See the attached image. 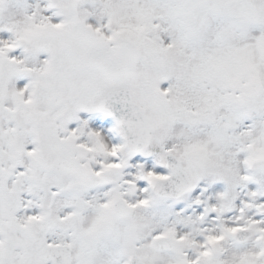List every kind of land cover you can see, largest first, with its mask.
Returning a JSON list of instances; mask_svg holds the SVG:
<instances>
[{
    "label": "snow or ice",
    "instance_id": "obj_1",
    "mask_svg": "<svg viewBox=\"0 0 264 264\" xmlns=\"http://www.w3.org/2000/svg\"><path fill=\"white\" fill-rule=\"evenodd\" d=\"M10 3L0 264H264V0ZM92 111L120 142L81 119ZM136 153L167 173L126 172ZM201 181L224 189L196 197L191 230L155 219Z\"/></svg>",
    "mask_w": 264,
    "mask_h": 264
},
{
    "label": "rangeland",
    "instance_id": "obj_2",
    "mask_svg": "<svg viewBox=\"0 0 264 264\" xmlns=\"http://www.w3.org/2000/svg\"><path fill=\"white\" fill-rule=\"evenodd\" d=\"M38 2V0H11L10 3V11L12 12H19L22 11L25 6H33ZM0 35H7V33H0ZM19 51V50H17ZM24 79H20L18 81V84L24 83ZM81 119H87L89 123V127L97 128L101 130L106 138L113 143L120 142V135L118 132L114 131L115 126V119L111 117L108 113L102 112V111H92V112H81L80 113ZM77 121H73L70 125L71 127H75L77 125ZM155 151H158L156 149ZM137 163H144L145 167L147 168H153L154 170L161 172V173H167L166 167L159 163L156 155L153 154H145V153H138L134 154L133 157L130 160V167L126 169V172H135L136 168L135 165ZM137 184L140 188L147 186V181L144 180H138ZM207 188V191H204V189ZM224 189V185L222 182L217 181L215 183L209 184L206 181H201L196 188L192 190L191 193H188L184 195L183 197L168 201L165 200L155 209L152 211L155 212V219L157 221H163V220H179L180 223L178 224V228L181 230H191L193 228V225L189 224L187 222V218L189 216H196L199 214V212L203 211V205L202 204H196L194 201L198 195L203 191L204 195L201 197L202 199L208 196L215 197L216 193L218 191H222ZM104 190V187L101 186L98 189H94L93 192H102ZM241 195H243L241 193ZM237 204H239V198L236 201ZM183 210V212H181ZM180 214L179 216L177 214ZM215 213H210L208 220L206 223L211 222V217L215 216ZM225 217H231L234 215L233 211H227L225 212ZM205 225H199V227H203Z\"/></svg>",
    "mask_w": 264,
    "mask_h": 264
}]
</instances>
